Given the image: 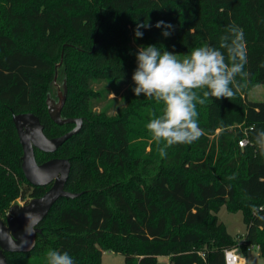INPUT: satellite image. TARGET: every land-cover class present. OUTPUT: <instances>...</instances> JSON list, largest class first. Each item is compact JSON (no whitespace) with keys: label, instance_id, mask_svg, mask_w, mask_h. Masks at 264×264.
I'll return each instance as SVG.
<instances>
[{"label":"trees","instance_id":"1","mask_svg":"<svg viewBox=\"0 0 264 264\" xmlns=\"http://www.w3.org/2000/svg\"><path fill=\"white\" fill-rule=\"evenodd\" d=\"M161 19L176 26L172 36L153 26L134 38L138 20ZM232 22L244 30L247 77H237L232 100L197 105L204 134L168 147L167 168L159 169L146 124L162 105L133 92L135 53L156 44L183 57L204 43L218 45ZM61 59L62 116L84 124L56 152L36 149V157L68 158L66 189L79 195L60 198L40 224L35 249L7 252L9 264H46L48 249L69 252L75 264H101L108 250L123 254L124 264H160V256L169 264H227L225 250L240 247L248 257L253 245L264 258V154L255 144L264 101L248 99L264 84V0H0L2 218L18 198L29 196L27 203L50 188L27 181L13 115L34 113L48 137L75 127L56 124L46 103ZM250 126L251 143L240 147ZM223 206L242 211V243L219 219Z\"/></svg>","mask_w":264,"mask_h":264},{"label":"clouds","instance_id":"2","mask_svg":"<svg viewBox=\"0 0 264 264\" xmlns=\"http://www.w3.org/2000/svg\"><path fill=\"white\" fill-rule=\"evenodd\" d=\"M153 26L161 29L165 38L176 30L174 24L163 19L155 25L138 20L134 38H142L141 29L150 30ZM135 55L133 92L137 97L143 94L162 105L160 113H153L146 124L161 156L167 155L168 147L190 145L199 140L204 130L200 127L197 105H205L210 98L232 100L239 91L237 77L241 80L247 77L246 39L243 28L235 22L225 26L218 45L204 43L183 57L174 51L162 50L156 44L139 46ZM255 144L264 154V129L256 132ZM26 215L29 224L38 217V213L32 212ZM45 255L46 264H75L67 251L48 249Z\"/></svg>","mask_w":264,"mask_h":264},{"label":"water","instance_id":"3","mask_svg":"<svg viewBox=\"0 0 264 264\" xmlns=\"http://www.w3.org/2000/svg\"><path fill=\"white\" fill-rule=\"evenodd\" d=\"M64 88V95H59L58 101L49 94L46 103L49 115L56 124H75V127L65 134L48 137L40 118L32 112L13 115L23 148L22 169L27 181L34 186H50V188L42 196L32 198L23 205L13 204L7 217L5 219L0 217V264H9L7 252H32L37 244V235L42 232L40 224L54 204L60 198H74L79 195L66 189L71 171V162L68 158L54 157L39 163L36 157V149L52 154L83 127L84 118L62 116L67 97L65 83ZM29 212L38 213L33 224H29L26 215Z\"/></svg>","mask_w":264,"mask_h":264},{"label":"rangeland","instance_id":"4","mask_svg":"<svg viewBox=\"0 0 264 264\" xmlns=\"http://www.w3.org/2000/svg\"><path fill=\"white\" fill-rule=\"evenodd\" d=\"M62 59L61 61H58L55 66V76L53 81V88H52V94L51 96L55 98V100L58 101L59 95H64V83L65 79L63 78V74L61 71L60 66L62 65ZM60 72V73H59ZM134 82V81H133ZM111 97H115V94H112ZM248 99L251 101H264V84H260L253 88L249 94ZM152 102L154 99H149ZM153 104L151 105V107ZM150 147L148 148V151L151 150L152 145L155 146L156 151L159 149L158 145L155 143V141L150 142ZM162 146V145H161ZM155 152V151H154ZM168 152V149L166 148V153ZM168 158L166 156H161L159 159V169L161 168H167ZM151 173L150 175H152ZM149 175V176H150ZM29 196H26L23 200L28 199ZM19 199V198H18ZM15 203L20 204L18 200L15 201ZM14 203V204H15ZM9 214V211L6 213V215L3 217L4 219ZM219 219L223 221L230 234L235 236L238 241L242 239V236L246 233V224L243 221V214L242 211L233 212L231 210H228L226 206H223L221 210L218 213ZM170 258L169 257H161L159 259L160 264H168ZM248 261L251 264H264V258L261 256L260 251L257 247H251L248 251ZM125 263V256L121 253H116L114 251H105L103 253L102 262L101 264H124Z\"/></svg>","mask_w":264,"mask_h":264},{"label":"built area","instance_id":"5","mask_svg":"<svg viewBox=\"0 0 264 264\" xmlns=\"http://www.w3.org/2000/svg\"><path fill=\"white\" fill-rule=\"evenodd\" d=\"M239 127H241V124H238ZM254 130V126L246 127L244 128V136L239 140V145L240 147H245L248 144L251 143L250 139V132ZM18 201L20 202L21 205L25 204L26 201L19 198ZM243 239L239 241V243H242ZM251 247H257L259 249V246H250L249 250ZM204 256V254H202ZM225 260L227 264H245L248 262V258L243 255L240 251V247H234L231 249L225 250Z\"/></svg>","mask_w":264,"mask_h":264},{"label":"crops","instance_id":"6","mask_svg":"<svg viewBox=\"0 0 264 264\" xmlns=\"http://www.w3.org/2000/svg\"><path fill=\"white\" fill-rule=\"evenodd\" d=\"M161 257H168V256H160L159 259H160ZM247 258H248V257H247ZM169 262H170V260H169ZM248 262H249V261H248ZM168 264H169V263H168Z\"/></svg>","mask_w":264,"mask_h":264}]
</instances>
